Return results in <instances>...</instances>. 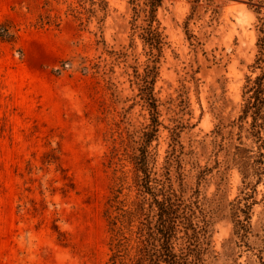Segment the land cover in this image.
<instances>
[{
  "label": "rangeland",
  "instance_id": "obj_1",
  "mask_svg": "<svg viewBox=\"0 0 264 264\" xmlns=\"http://www.w3.org/2000/svg\"><path fill=\"white\" fill-rule=\"evenodd\" d=\"M133 15L129 0H0L17 36L0 39V264H108V162L132 175L124 153L151 117ZM157 18L151 165L198 193L204 264H264V104L242 115L264 71V0H162Z\"/></svg>",
  "mask_w": 264,
  "mask_h": 264
},
{
  "label": "trees",
  "instance_id": "obj_2",
  "mask_svg": "<svg viewBox=\"0 0 264 264\" xmlns=\"http://www.w3.org/2000/svg\"><path fill=\"white\" fill-rule=\"evenodd\" d=\"M133 11V32L138 29L143 50L150 55L142 75H135L138 90L151 115L138 141L125 157L132 163V175L119 164V156L108 162V192L103 204L106 222L108 264H204L208 248L209 223L195 198L183 188L184 176L172 169L158 171L151 165V142L158 131L157 99L154 85L164 44L163 27L157 18L162 0H129ZM145 13L144 26L138 23ZM9 21L0 23V39L16 41ZM132 48L134 47L131 41ZM139 80V81H138ZM243 116L257 122L264 104V71L244 91ZM136 144L137 141L133 140ZM156 161L155 157L153 158ZM154 164V163H153ZM249 212L246 213V221Z\"/></svg>",
  "mask_w": 264,
  "mask_h": 264
}]
</instances>
